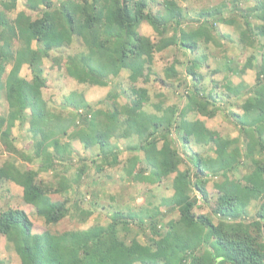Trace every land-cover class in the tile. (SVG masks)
Listing matches in <instances>:
<instances>
[{
  "label": "trees",
  "instance_id": "16d2710c",
  "mask_svg": "<svg viewBox=\"0 0 264 264\" xmlns=\"http://www.w3.org/2000/svg\"><path fill=\"white\" fill-rule=\"evenodd\" d=\"M24 1L25 10L11 17L18 0H0V145L25 163L20 167L14 160L0 166V182L21 187L25 204L33 206L48 226L57 225L73 207L68 199L54 201L51 195H67L71 181L80 182L89 171L83 164L73 179L60 172L58 167L69 168L75 154L72 144L62 142L63 136L79 139L85 150L93 151L91 162L99 172L120 164L118 141L124 139L132 156L122 180L159 185L175 175L174 195L162 203L179 217L163 225L158 206L134 212L112 204L107 224L35 234L28 213L10 207L0 213V234L19 264H264V0L245 10L236 4L231 9L224 1L199 10L191 19L176 0L159 2L158 12L149 0ZM144 24L151 26L155 38L140 32ZM221 24L233 28L244 52L258 49L260 54H251L242 66L224 59L211 67V48L226 53L223 41L235 40L221 32ZM76 43L81 50L68 53ZM169 49L177 50L178 56L164 69L166 81L181 76L179 66L192 81L183 108L154 103L146 86L160 80L153 67L155 56ZM259 56L257 82L235 84L232 76L243 77L255 69ZM46 62L65 69L80 85L108 87L123 72L129 85L107 96V109L93 108L83 94L71 93L64 105L78 113L70 112L67 118L44 97L49 83ZM25 67L28 75H23ZM209 68L210 74H204ZM221 73L224 78L216 80ZM233 98L242 102L243 113L231 114L239 123L238 137L226 138L205 120L189 118H216ZM17 125L28 127L24 149L13 135ZM71 127L77 129L68 134ZM193 146L209 148L215 156H204ZM186 160L190 164L181 170ZM249 161L254 168L232 179ZM41 174H51L57 182L40 180ZM220 176L224 180L215 183L214 199L207 184ZM254 204L259 208L248 222ZM98 205L95 199L91 209L77 208L79 221L85 224ZM203 205L209 211L197 214ZM0 264L9 263L0 257Z\"/></svg>",
  "mask_w": 264,
  "mask_h": 264
},
{
  "label": "rangeland",
  "instance_id": "374dc122",
  "mask_svg": "<svg viewBox=\"0 0 264 264\" xmlns=\"http://www.w3.org/2000/svg\"><path fill=\"white\" fill-rule=\"evenodd\" d=\"M151 6L154 12H158L161 8L159 6V2L163 0H154L151 1ZM179 5L184 8L185 13H187V18L191 19L195 17L197 12L203 8H209L217 6L218 4L226 1L230 2L231 9L234 5H239L240 8L243 10L249 9L256 4V0H176ZM25 10V1L18 0L17 9L10 14L11 17H15L20 11ZM229 10L225 11L224 16H228ZM30 13V12H29ZM238 13V12H237ZM33 16L36 18L37 16L33 13ZM242 20V18H241ZM189 21V20H188ZM186 26V24H184ZM221 32L225 34L233 35L234 39L233 42L223 41L224 48H227L226 53L223 52L222 49L211 48V59L209 64L211 67H216L219 65L221 60L224 59H231L236 63L242 66L246 58L249 57L251 54H260L261 50H253L249 51L248 53L242 50L239 46V37L235 33L232 27H225L222 24L219 25ZM140 32L143 35L150 36L155 38L156 35L151 28L150 25L144 24L142 25ZM211 47V46H210ZM81 50V46L79 44H75L71 49L68 50V53L77 52ZM177 50L169 49L166 50L164 53L156 54L154 60V69L159 75V81H151L146 86L150 90L151 99L154 103H161L163 102L164 108L170 106H178L183 108V106L187 103V98L184 97L186 94V87L187 85L192 86V81L187 77L185 74V68L179 66L178 70L181 72V76L178 78L173 79L172 81H166L164 77V69L171 65L177 54ZM214 52V54H213ZM178 56V54H177ZM194 57V55H190L189 57ZM213 57V58H212ZM179 58L182 59V56L179 54ZM183 60V59H182ZM261 63V56L258 57L256 60V68L247 70L246 74L243 77L232 76V80L235 84L240 83L244 80L249 85H254L257 82L258 76V66ZM47 74H48V87L44 90V97L49 102L50 106L57 111H60L65 115V117L69 118L70 112L77 114L78 111L73 106H66L64 105L65 97L69 96L71 93L76 92L79 94H83L85 99L88 103H90L93 108H104L107 109L109 103L105 102L107 96L111 94V92L118 88V91L121 88H127L129 85L128 74L123 72L122 75L117 79H112L111 84L108 87H98V86H89V85H80L75 82L73 79L69 78L65 73V69H58L56 67H51L49 62H46ZM204 74H210L211 69L203 70ZM179 72V73H180ZM29 70L27 67L23 69V75H28ZM224 74H217L214 76L216 80H222ZM163 80V81H162ZM186 80V81H185ZM186 82V83H185ZM209 85V84H208ZM139 86L145 85L140 82ZM4 108H7V102L5 101V97L1 99ZM124 102V99L119 100ZM105 102V103H104ZM241 100L234 99L233 103L232 100L227 101L225 104V110L218 114L216 118L213 119H205L203 117H196L193 114L189 116L190 119L196 120L201 119L205 120L206 124L210 129L216 130L220 132L226 138H235L238 137L239 134V123L237 118L231 117L232 113H239L242 114L241 108ZM146 110L149 112H155L153 106H147ZM79 120L77 121V123ZM78 127H81V123H79ZM77 128H72L69 130L68 134H71ZM13 135L16 138V144L19 148H25L27 143H29V132L28 127H22L17 125L16 128L13 130ZM175 138L177 137L176 133L173 135ZM178 139V137H177ZM63 143H70L75 150V154L73 156V161L70 162L71 165L62 168L58 167L60 172L66 175L68 178L73 179L76 173L79 171L83 164H87L89 166V171L87 175L83 177L80 182L71 181V189L67 195L62 194H52V199L54 201H63L65 199L69 200V205L72 206V211L70 216L65 218L57 225L48 226L45 221L38 217L36 214V209L31 206L25 204L22 200L23 189L17 185L9 184V183H2L0 182V213L7 210L8 208H20L25 210L32 222L34 223L33 232L35 234H41L50 230L51 232H64L67 230H74V229H88L95 224L102 223L107 224L111 221V209L110 205L116 204L121 206H127L130 209L134 210V212H140L144 208H152L160 207L161 215L160 219L163 222V225L166 224L171 219H177L179 217L178 212H172L169 210L167 206H165L162 202L165 198H172L174 195V190L172 188L173 179L175 175H172L169 179H165L163 183L159 185H151L145 182H133L131 178L125 177L122 180L124 175V166L127 164L128 159L132 156V153L128 152L126 149V140L120 139L118 141V146L120 148V164L116 167L106 168V170L99 172L97 167L92 164L91 158L93 151L85 150L82 142L78 140H71L70 135H65L62 138ZM178 146L180 150L183 151L182 145L179 142ZM194 151L196 152H203L204 156H215V153L211 151L209 148H206L204 151L201 150L197 146H193ZM86 158V161L82 159ZM16 161L20 167H22L23 160L17 154L9 153L3 146L0 145V166L4 163L9 161ZM69 163V164H70ZM190 164L188 160L185 161L180 166L181 170L186 169V167ZM25 166V165H23ZM27 167L32 168L34 166L28 164ZM254 168L252 162H246L245 164L241 165L239 169L232 174V179H240L247 173ZM67 169V170H66ZM54 176L51 174H41L39 176L40 180L49 181L52 180L56 181ZM224 179L220 177H213L210 178L209 183L207 184V190L210 193L212 198L216 199L217 197V189L215 188V183L222 182ZM53 182V181H52ZM57 182V181H56ZM197 198H199L198 194H195ZM115 200H114V199ZM95 199L99 202L100 205L97 206L95 214L85 223L82 224L79 221V211L77 208H86L91 209L90 207L91 202H94ZM200 200V198H199ZM149 202L151 204H149ZM119 203V204H117ZM163 204V205H162ZM259 205L254 204L252 207L249 208V215L246 217V221L251 222L255 218L256 210H258ZM208 208L206 206H202L196 209V213L207 214ZM136 228L135 226H133ZM148 230V229H147ZM149 232V231H148ZM139 239L142 242H146L144 235L140 236ZM7 241L3 235L0 234V257L7 261L9 264H19L18 257L14 251H8L6 247Z\"/></svg>",
  "mask_w": 264,
  "mask_h": 264
}]
</instances>
